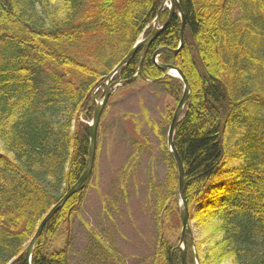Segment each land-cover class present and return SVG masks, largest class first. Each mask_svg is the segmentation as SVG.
<instances>
[{
    "label": "trees",
    "instance_id": "1",
    "mask_svg": "<svg viewBox=\"0 0 264 264\" xmlns=\"http://www.w3.org/2000/svg\"><path fill=\"white\" fill-rule=\"evenodd\" d=\"M178 1L183 46L158 62L178 68L190 86L173 140L189 223L199 234L196 241L187 237L186 264H197L195 254L198 264H264V0ZM163 2L0 0V264H26L41 221L80 178L92 93L150 34ZM168 16L165 8L160 25ZM181 27L175 14L150 45L138 79L175 106L182 83L152 55L177 50ZM94 38L96 51L89 54L84 49ZM142 51L123 66L122 81L137 73ZM165 155L169 193L157 200L153 264H182L180 236L174 245L165 237L168 216L179 217L177 168L167 148ZM89 181L46 223L31 264H69L68 238L59 251L50 246L77 212Z\"/></svg>",
    "mask_w": 264,
    "mask_h": 264
},
{
    "label": "rangeland",
    "instance_id": "2",
    "mask_svg": "<svg viewBox=\"0 0 264 264\" xmlns=\"http://www.w3.org/2000/svg\"><path fill=\"white\" fill-rule=\"evenodd\" d=\"M96 45L91 39L84 51L93 54ZM174 108L172 98L142 80L115 90L101 114L82 203L51 251L63 249L68 238L69 264H153L157 200L169 193L165 148ZM165 228L169 243L176 244L179 217L169 215ZM191 230L198 240L194 225Z\"/></svg>",
    "mask_w": 264,
    "mask_h": 264
},
{
    "label": "water",
    "instance_id": "3",
    "mask_svg": "<svg viewBox=\"0 0 264 264\" xmlns=\"http://www.w3.org/2000/svg\"><path fill=\"white\" fill-rule=\"evenodd\" d=\"M164 7H166L169 10V16H168L166 22L162 26L159 27L158 26L159 25V17L161 15L162 11L164 10ZM175 14H178V17L181 19V24H182L180 38H179V47L177 50H170L167 48H159L153 53L152 60L156 64V66L160 70H162L166 75H171V76L179 79L183 85L182 95H181V97L177 103V106L174 110V113H173V116H172V119H171V122L169 125V129H168V133H167V147H168V150H169V153H170L172 159L174 160V163H175L176 168H177V173H178V196L180 199L179 216H180V221H181V225H182L181 233H180L179 249L181 251L182 264H186V241H187V237L191 238V227L189 224V215H188V210H187V207L185 204V198H184L183 165H182V162L179 158V155L175 149L173 138H174V134H175L176 128L178 126V123L180 122V120L182 118L183 110H184L186 103L188 101V98L190 96V86H189L187 80L185 79L184 75L182 74V72L178 68L173 67V66H169V65H164V64L158 63V61H157V58L160 55L165 54V53L176 54L179 51V49L183 46V32L185 30V20H184V15L182 13V10L180 8L178 0H164L163 4L161 5V7L158 10V14H157L155 20L152 23V30H151L150 34L145 39L138 41L131 48V50L121 60V62L117 65V67L105 78V80L102 82L101 86L102 85L106 86L107 83H109L115 75L119 78L121 70H122L123 66L126 64V62L136 53V51L139 48H143L142 56L140 59V63H139L136 75H134L128 81L115 82V83H112L109 87H105L103 94H102V97H101L102 100H100V102L95 101L94 96H93L95 91H97L100 86L92 94V98L95 102V107H94V111H93V115H92V121L89 124V128H90V141L89 142H90V145H89V154H88V159H87L85 169H84L83 173L81 174L80 178L78 179V181L75 183V185L63 196V198L58 203H56L50 209L48 214L41 221L38 229L36 230L33 238L30 240V242L27 246V249L25 251V262H26V264H31V256H32L34 244H35L38 236L43 231L46 223L80 189V187L84 184V182L90 177V175L92 173L93 164H94V160H95V154H96L97 130H98V126H99V122H100V118H101L103 108L109 99V96L111 94V90L113 88H117L119 86H124L128 83H131V82L135 81L138 77H142V65H143L146 53H147L150 45L159 36V34L167 27L171 18Z\"/></svg>",
    "mask_w": 264,
    "mask_h": 264
}]
</instances>
